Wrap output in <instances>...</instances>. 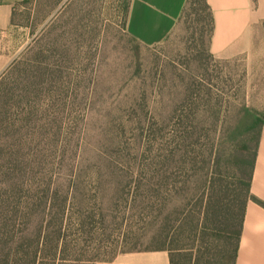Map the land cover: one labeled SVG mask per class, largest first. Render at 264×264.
Here are the masks:
<instances>
[{
	"label": "trees",
	"instance_id": "16d2710c",
	"mask_svg": "<svg viewBox=\"0 0 264 264\" xmlns=\"http://www.w3.org/2000/svg\"><path fill=\"white\" fill-rule=\"evenodd\" d=\"M181 24L208 35L215 60L206 0H186ZM68 62L38 54L0 77V264H110L147 251L169 264H235L246 203L264 207L250 194L264 110L236 107L225 91L215 99L211 76H195L167 118L128 97L107 150L83 157L88 101L67 108ZM224 128L226 155L215 138Z\"/></svg>",
	"mask_w": 264,
	"mask_h": 264
},
{
	"label": "rangeland",
	"instance_id": "374dc122",
	"mask_svg": "<svg viewBox=\"0 0 264 264\" xmlns=\"http://www.w3.org/2000/svg\"><path fill=\"white\" fill-rule=\"evenodd\" d=\"M128 1L32 0L19 5L12 26L0 31V53L16 55L0 77L13 62L18 68L26 66L38 54L49 52L59 62L69 61L72 72L64 71L65 80L70 81L66 88L76 99L67 108L81 107L83 97L88 101L83 157L93 158V147L107 150L113 134L110 118L115 120L128 97L146 96L151 112H161L167 118L180 109L182 88L190 92L195 76H211L215 99L225 91L236 107L243 103L264 110V22L256 24L249 59L247 54H239L213 60L207 56L208 35L191 37L183 24L158 45L134 41L121 19ZM235 118L227 124L228 129ZM227 128L219 129L215 137L225 155L231 150Z\"/></svg>",
	"mask_w": 264,
	"mask_h": 264
},
{
	"label": "crops",
	"instance_id": "0c3cea01",
	"mask_svg": "<svg viewBox=\"0 0 264 264\" xmlns=\"http://www.w3.org/2000/svg\"><path fill=\"white\" fill-rule=\"evenodd\" d=\"M32 0H0V31L12 26V14ZM213 17L209 51L230 59L250 53L256 24L264 22V0H206ZM186 0H130L126 33L145 46L160 44L173 30ZM16 57L0 53V73ZM250 194L264 203V126L261 128L250 183ZM110 264H169L165 251L117 256ZM235 264H264V207L249 200L245 206Z\"/></svg>",
	"mask_w": 264,
	"mask_h": 264
}]
</instances>
